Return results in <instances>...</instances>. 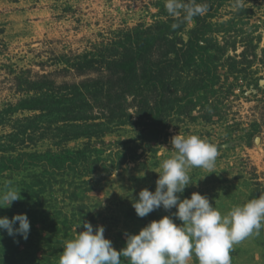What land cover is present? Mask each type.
Segmentation results:
<instances>
[{"label": "rangeland", "instance_id": "rangeland-1", "mask_svg": "<svg viewBox=\"0 0 264 264\" xmlns=\"http://www.w3.org/2000/svg\"><path fill=\"white\" fill-rule=\"evenodd\" d=\"M196 3L207 5L197 16L207 25L197 36L212 69L206 84L210 70L201 68L198 50L183 47L196 21L169 15L166 0H0V190L10 182L22 196L0 217L26 214L30 222L27 240L0 232V264H58L83 221L103 226L120 251L125 233L170 216L175 208L140 218L132 203L142 189L155 191L178 134L197 135L219 151L212 172L189 171L192 185L181 200L206 195L226 215L264 194V0ZM169 25L182 28L146 43ZM134 38L150 49L137 56L141 66L180 55L181 66L158 71L163 89L142 88L140 66L130 86L115 80L117 64L137 54ZM33 98L51 106L50 128L25 129L39 113L22 110ZM68 107L82 120H66L73 119ZM155 116L166 123L158 139L150 134ZM80 153L88 170L66 168ZM230 256L231 264H264V227ZM190 264H198L195 257Z\"/></svg>", "mask_w": 264, "mask_h": 264}, {"label": "clouds", "instance_id": "clouds-1", "mask_svg": "<svg viewBox=\"0 0 264 264\" xmlns=\"http://www.w3.org/2000/svg\"><path fill=\"white\" fill-rule=\"evenodd\" d=\"M165 7L171 16L183 13L186 21L207 11V5L197 4L196 0L188 3L166 0ZM170 144L172 155L160 164L155 191L142 189L132 207L140 218L160 208L176 211L150 222L136 235L125 233V247L120 251L105 238L103 226L94 230L90 222L83 221L84 230L65 241L58 264H122L121 257L129 264H190L193 257L198 264H231L233 246L250 235H258L264 227V194L234 206L226 215L206 195L194 192L190 198L181 200L178 194L192 185L189 171L201 168L212 172L219 151L217 145L197 135L178 134L171 138ZM5 187L6 190H0V209L10 208L13 202L22 199L21 191L10 182ZM173 218L182 223L177 225ZM0 232L27 240L30 232L27 215L0 217Z\"/></svg>", "mask_w": 264, "mask_h": 264}, {"label": "trees", "instance_id": "trees-1", "mask_svg": "<svg viewBox=\"0 0 264 264\" xmlns=\"http://www.w3.org/2000/svg\"><path fill=\"white\" fill-rule=\"evenodd\" d=\"M195 21H196V28L193 29L189 35V40L187 42L186 45H184L183 47L186 48V50L189 48L190 51H193L196 53L195 49L198 50V52L196 54H198V61L201 65V68L204 67L207 70L209 68V65L207 64V53L206 51L203 50V48H199L200 43H199V39H198V33L202 32L203 29L206 28L207 25H204L203 22L201 21L200 18H198L197 16L194 17ZM177 20V19H176ZM175 23V20H174ZM182 28V26H176L173 27L172 25H169L168 27H163V29H161V26L156 29V32L154 34H151L152 36L149 37L146 40V43L151 44L152 46L156 44V42L160 39H162L163 37H165V35H170V34H174L180 31V29ZM142 42L140 39L138 38H134V41H130V43H136V47H134V51L136 50V53L139 54H135L134 57H132V59H129L128 57H126L125 61L120 62V64H117L119 69H121L122 73L117 72V74H114L115 76H119L117 79H115L117 82L122 83L123 85H127L130 86L131 85V78L129 79V74H131V71L133 69H137V66H140V69H146V75L143 76V80H146L145 82H143L142 88H147V87H153V89H163L164 86V80L160 78V73L158 71H160V69H176L179 66H181L183 63L181 62V57L180 55H177L174 59H169V58H164V56L162 58H159L157 62H153V63H146L145 66H141L139 64L136 63L138 57L137 56H142L143 52L144 53H148V51L150 50L147 47H143L142 46ZM195 48V49H194ZM169 52V51H168ZM170 54V53H168ZM164 58V59H163ZM113 62L116 63V59L113 60ZM166 66V67H165ZM148 69H153L150 70V75L149 77L147 76L148 74ZM212 70V69H211ZM209 71L207 73V75H204V78H202V81L205 82H210L211 76H212V71ZM153 71V72H152ZM156 71V72H155ZM124 72V73H123ZM134 80V79H133ZM208 86H210L209 84H207ZM202 90V89H201ZM200 90V92H201ZM204 90H206L204 88ZM130 91H128L129 93ZM126 93V94H128ZM160 97V99L163 98L162 94L158 95ZM142 98V97H141ZM37 98H33L32 100H24L23 104L27 103H32L35 102V104L32 105H28V106H23L22 110H31V111H39V113L37 115H34L31 119L28 120V123H30V125L26 126L25 129L27 130H33L35 131L36 129L39 128V126H43L47 123L48 126L46 127H51L52 126V113H51V106L49 104L44 105L42 102L37 101ZM61 102H67L65 99H63L62 97H58V99ZM144 102V100H143ZM43 104V105H42ZM64 105V104H63ZM74 107H68L67 109V113L69 115H71V117H73V119H66V120H73V121H79L82 120V117H80V115L76 114L79 111H72ZM72 111V112H70ZM76 114V115H75ZM78 117V119L76 118ZM89 119V118H88ZM87 120V119H84ZM90 120V119H89ZM152 122V126L150 129V134L151 136H154V139H158L160 137V134H162L164 132V130L166 129V123H164V121L159 120L157 116H155L154 118L150 119ZM82 122V121H81ZM35 123H37L38 125H35ZM59 128V127H57ZM91 137V136H90ZM157 137V138H156ZM5 159V158H4ZM86 157L85 154L80 153L79 155V160L75 159L69 162V164L67 166H65L66 168L69 169H83L86 172L88 170V166L85 164L86 162ZM42 162V161H41Z\"/></svg>", "mask_w": 264, "mask_h": 264}]
</instances>
